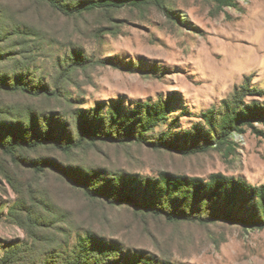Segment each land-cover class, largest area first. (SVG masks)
I'll return each instance as SVG.
<instances>
[{
	"label": "rangeland",
	"instance_id": "374dc122",
	"mask_svg": "<svg viewBox=\"0 0 264 264\" xmlns=\"http://www.w3.org/2000/svg\"><path fill=\"white\" fill-rule=\"evenodd\" d=\"M88 1L0 0V264H264V230L147 184L162 174L264 184V126L222 147L204 117L219 121L241 89L264 92V0L77 10ZM146 105L167 106L150 131L144 115L129 119ZM86 126L102 139L83 137ZM48 137L60 147L8 152Z\"/></svg>",
	"mask_w": 264,
	"mask_h": 264
},
{
	"label": "trees",
	"instance_id": "16d2710c",
	"mask_svg": "<svg viewBox=\"0 0 264 264\" xmlns=\"http://www.w3.org/2000/svg\"><path fill=\"white\" fill-rule=\"evenodd\" d=\"M222 4H228L231 0H216ZM138 3L137 0L117 2L116 0H91L88 2H81L77 7L78 11H94L102 8L109 7H122L127 3ZM251 91V90H250ZM248 91V92H250ZM254 94L247 95L241 89L237 91L231 101L224 102V113L218 121L215 110L207 112L204 117L209 124L210 133L212 132L216 139V145H227L233 134H243L246 129H254L255 125L264 126V102H252L247 104L245 99L247 97L263 98L264 92L262 90L251 91ZM161 107V106H160ZM140 106L137 112L131 114L129 119L139 120L138 115H144L141 118L143 121V130L150 131L166 121L167 106L156 107L152 109L148 105ZM128 117L124 119L123 123L129 121ZM89 126H86L83 132V137L99 140L102 135L97 131H91ZM102 136V137H101ZM52 142L54 145L59 146L55 138L48 137L42 141L35 142H15L8 147V152L12 154L16 149L21 147H30L32 149ZM72 144H68L64 149H69ZM60 147V146H59ZM160 148L170 149L179 152L183 155H192L206 152L207 148H188L184 149L180 146L173 144L162 143ZM148 186H152L156 195L160 198L175 197V200L184 202H192L193 205L203 204L205 201H212L215 207L223 208L226 210L225 216L222 219L226 223L242 226L247 230H264V184L259 186H252L242 179L228 177L223 174H214L210 177L208 182H203L198 178H188L181 176H170L162 174L161 179L158 181H147ZM187 205V204H186ZM188 203L187 208H189ZM155 214H163V209H152ZM171 220L178 219V216L168 215ZM189 217H182L188 219ZM201 222H206L204 219H199Z\"/></svg>",
	"mask_w": 264,
	"mask_h": 264
}]
</instances>
